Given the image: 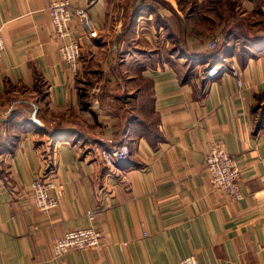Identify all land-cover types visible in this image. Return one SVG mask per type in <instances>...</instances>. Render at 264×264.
<instances>
[{"label":"crops","instance_id":"obj_1","mask_svg":"<svg viewBox=\"0 0 264 264\" xmlns=\"http://www.w3.org/2000/svg\"><path fill=\"white\" fill-rule=\"evenodd\" d=\"M51 1L0 0V264H264V0H69L96 34L72 15L77 73ZM219 62L240 86L205 79ZM122 144L126 163L106 166L99 151ZM216 145L237 160L236 202L212 189ZM45 178L62 192L42 214L30 185ZM89 225L97 248L54 257Z\"/></svg>","mask_w":264,"mask_h":264},{"label":"built area","instance_id":"obj_2","mask_svg":"<svg viewBox=\"0 0 264 264\" xmlns=\"http://www.w3.org/2000/svg\"><path fill=\"white\" fill-rule=\"evenodd\" d=\"M48 15L53 34L61 42L58 50L59 55L67 64L68 68L73 73H77L79 70L80 47L71 32L70 20L72 15L81 18L90 29V35L95 36V32L91 30L89 22L87 21L86 11L76 9L72 13L69 0H52L48 6ZM222 41L223 35L216 34L209 40L207 46L209 49H214ZM3 48L4 43L0 36V56ZM223 72L231 74L238 86L241 85L239 69L228 62L209 64L204 77L207 80H211ZM129 154L130 149L127 144L99 151V157L102 162L106 166L113 168L125 164L129 158ZM205 167L214 192L231 202H236L242 198L239 187L240 170L237 160L229 155L224 148L219 145L213 146L206 155ZM260 181L264 194V176L260 177ZM54 189L62 192V187L56 186L49 178L36 179L31 183L30 198L38 212L46 214L56 207L57 201L52 195ZM101 239V233L93 225L70 230L52 242V252L54 257L59 259L71 252L97 248L100 245ZM178 264H199V262L194 256H188L180 260Z\"/></svg>","mask_w":264,"mask_h":264},{"label":"trees","instance_id":"obj_3","mask_svg":"<svg viewBox=\"0 0 264 264\" xmlns=\"http://www.w3.org/2000/svg\"><path fill=\"white\" fill-rule=\"evenodd\" d=\"M154 2H158V3H160V4H162L163 6H166V7H168L169 9H170V7H169V5L166 3V2H164V1H161V0H153ZM214 50V49H213ZM82 97H83V95H81ZM260 127V124H258L257 125V127L256 128H259ZM15 144V141L12 143V144H9V146H8V149H10L9 151H11V149H12V147H13V145ZM7 149V150H8ZM6 150V149H5ZM6 150V151H7ZM4 151V150H3Z\"/></svg>","mask_w":264,"mask_h":264},{"label":"water","instance_id":"obj_4","mask_svg":"<svg viewBox=\"0 0 264 264\" xmlns=\"http://www.w3.org/2000/svg\"><path fill=\"white\" fill-rule=\"evenodd\" d=\"M33 120L38 123V121L35 119V117L33 118Z\"/></svg>","mask_w":264,"mask_h":264}]
</instances>
